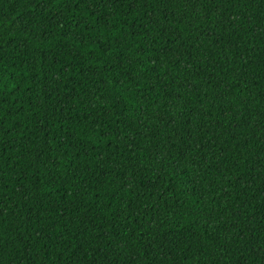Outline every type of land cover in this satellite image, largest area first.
Here are the masks:
<instances>
[{"label":"trees","instance_id":"1","mask_svg":"<svg viewBox=\"0 0 264 264\" xmlns=\"http://www.w3.org/2000/svg\"><path fill=\"white\" fill-rule=\"evenodd\" d=\"M0 264H264V0H0Z\"/></svg>","mask_w":264,"mask_h":264}]
</instances>
